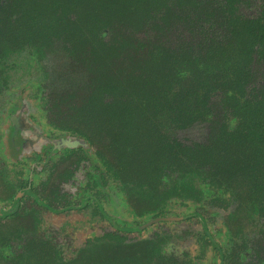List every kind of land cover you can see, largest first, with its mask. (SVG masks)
<instances>
[{"label":"trees","instance_id":"16d2710c","mask_svg":"<svg viewBox=\"0 0 264 264\" xmlns=\"http://www.w3.org/2000/svg\"><path fill=\"white\" fill-rule=\"evenodd\" d=\"M11 1L18 33L0 34V73L16 70L11 58L28 30L45 28L43 42L21 48L31 49V64L42 71L36 90L51 122L89 129L121 167L146 166L161 184L169 174L207 170L210 183L175 177V192L235 204L225 215L228 232L248 229L264 214V0ZM79 30L81 38L67 41ZM178 33L186 37L166 51ZM167 99L173 108L160 107ZM175 111L191 117L177 122ZM90 166L93 190L99 176ZM90 189H81L80 197ZM108 235L87 239L61 264L172 261L161 238L124 242ZM26 253L2 244L0 264H43ZM256 255L264 264V254Z\"/></svg>","mask_w":264,"mask_h":264},{"label":"flooded vegetation","instance_id":"af4514ba","mask_svg":"<svg viewBox=\"0 0 264 264\" xmlns=\"http://www.w3.org/2000/svg\"><path fill=\"white\" fill-rule=\"evenodd\" d=\"M21 47H16L11 58L16 70L0 73V121L5 115L0 124V246L12 242L16 250L23 246L29 257L37 254L43 264H61L63 258H73L87 239L115 234L124 242L163 239L170 264H261L256 252L264 254V214L256 215L248 229L228 232L225 215L235 204L187 190L179 195L175 192V177L194 185L210 183L207 170L202 175L179 176L169 174L174 167L164 169L169 175L161 184L146 166L121 167L113 151L100 148V136L89 129L82 132L83 126L51 122L41 101L43 95L36 90L42 71L31 64V49ZM37 111L39 118L32 114ZM40 120L43 125L38 124ZM3 127L9 128L8 136ZM71 150L77 153L75 160ZM99 151L112 157L114 169L106 171L109 160ZM90 164L96 165L99 176L93 190L87 180ZM81 172L84 176L79 179ZM87 188L90 193L80 197V190ZM88 209L103 221L97 227L100 233L92 232L75 246L58 243L56 230L53 236L48 233L51 229L45 220L48 224L52 218L79 216ZM31 218L33 224L28 221Z\"/></svg>","mask_w":264,"mask_h":264},{"label":"rangeland","instance_id":"374dc122","mask_svg":"<svg viewBox=\"0 0 264 264\" xmlns=\"http://www.w3.org/2000/svg\"><path fill=\"white\" fill-rule=\"evenodd\" d=\"M14 9V2L11 0H0V34L1 35H5V36H13L16 33H18V29H16V25L14 24V21L12 19V12ZM27 36L29 37L27 40H25V42L22 40V42H20L21 45L26 44H37V43H41L45 40L46 38V30L44 29H32L30 28L28 30V32L26 33ZM84 34V31H77L76 34H70L67 37V41H71V40H77L78 38H81ZM186 37L185 34L183 33H178L175 35L173 40H168L166 42L165 45V50L166 51H170L172 50L175 45H176V40H180V39H184ZM19 45V46H21ZM176 96L173 97L174 99V107H177L175 105V101H176ZM173 99H167L164 102L160 103V107L165 109H171L173 108ZM201 101V98H199V103ZM186 107V106H185ZM187 108V109H186ZM185 108V111L188 110V107ZM34 117H38L40 116V111H37L35 113H32ZM4 114L1 115L2 120L0 121V124H4L5 122V118H4ZM191 117L190 112L185 113V114H179L178 112H174V116L172 119H174L177 122L180 123H186ZM39 125H43L42 120H40L38 122ZM3 131H5L6 136L9 135L10 130L7 127H3L2 128ZM263 142H264V137H263ZM73 151V150H71ZM74 152V151H73ZM100 152V151H99ZM72 154V157L74 158V160L76 159V151L74 153L70 152ZM100 154L105 158H107L108 161V165L106 167V171H110L112 169H114V165L116 166V163L114 162V160L112 159V157L110 158L109 155H107V153L105 152H100ZM82 159V158H80ZM89 168V166H88ZM84 176V173H79L77 175V178L82 179ZM108 176L110 177V172L107 175L105 173V177L108 179ZM70 184H73V178L70 180ZM92 205V204H91ZM103 221H100L97 219V217L95 216V214L93 212H91L90 209L85 210L81 215L79 216H67L66 218L61 217V218H52L50 219V221L45 220L44 224L45 226H47L48 228L51 229V231H48V233L50 235L53 236V230H56L58 232V243H66V242H72L75 245L80 244L85 238H87L92 232L94 233H100L102 231V229H98L97 227H102V223ZM60 244L58 245V248L60 246ZM56 240H55V246H56Z\"/></svg>","mask_w":264,"mask_h":264}]
</instances>
